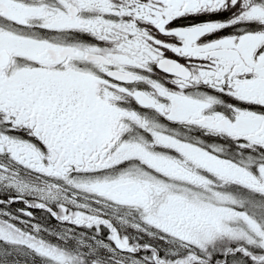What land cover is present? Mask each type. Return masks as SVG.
<instances>
[{
	"label": "snow or ice",
	"instance_id": "6c2138e0",
	"mask_svg": "<svg viewBox=\"0 0 264 264\" xmlns=\"http://www.w3.org/2000/svg\"><path fill=\"white\" fill-rule=\"evenodd\" d=\"M0 264H264V0H0Z\"/></svg>",
	"mask_w": 264,
	"mask_h": 264
}]
</instances>
